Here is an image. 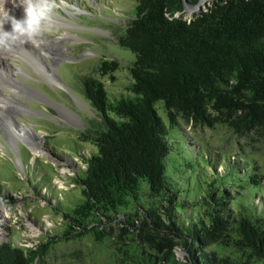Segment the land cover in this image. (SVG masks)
<instances>
[{"label":"trees","instance_id":"1","mask_svg":"<svg viewBox=\"0 0 264 264\" xmlns=\"http://www.w3.org/2000/svg\"><path fill=\"white\" fill-rule=\"evenodd\" d=\"M185 11L184 0H138L118 37L135 55L126 91L109 98L102 82L82 80L83 94L97 113L82 140L97 150L86 156L75 179L82 193L62 212L57 238L89 234L103 241L109 236L106 225L120 219L128 225L122 230L132 228L149 249L139 251L134 264H178L179 243L161 235L167 231L183 240L192 264H264V203L242 202L207 182L205 218L181 215L177 211L187 209V201L168 174V158L178 153L170 132L179 120L225 125L239 137L264 136V0H215L191 19ZM112 64L104 61L100 69L114 71ZM227 178L244 189L262 184L257 173ZM127 209L133 210L118 217ZM48 248L43 244L27 252L1 243L0 264H33ZM226 248L234 253L221 254Z\"/></svg>","mask_w":264,"mask_h":264},{"label":"rangeland","instance_id":"2","mask_svg":"<svg viewBox=\"0 0 264 264\" xmlns=\"http://www.w3.org/2000/svg\"><path fill=\"white\" fill-rule=\"evenodd\" d=\"M137 1L55 0L52 24L42 39L50 41L62 55L45 53L44 44L36 45L34 52L54 73L56 83L37 67L36 59H31L33 47L28 43L14 48L23 55L14 50L0 53L1 76L8 74L27 85L14 98L16 103L8 100L13 111L0 116L1 122L11 119L22 135L16 139L0 127V244L11 243L27 252L47 244L46 255L33 264H134L139 251H149L136 231L129 227L122 230L128 225L121 224L120 219L106 225L109 236L103 241L89 234L71 240L57 238L63 232L62 212L82 193L75 179L85 167L86 156L97 150L92 142L82 140V132L91 119L97 118L83 94L82 80H99L109 98L126 91L133 80L130 68L135 55L119 44L118 37L134 17ZM213 1L188 5L185 18L207 10ZM104 61L117 64L116 70L104 73L100 69ZM17 68H22V73ZM158 108L166 120L163 103ZM170 138L178 153L168 158V174L188 206L177 213L205 218L204 199L210 190L207 182L217 185L218 191L230 190L242 202L251 201L259 207L264 203L263 135L252 132L239 137L225 125L209 128L179 120ZM244 172L259 174L261 187L249 183L244 189L239 181L236 184L227 178L231 173L242 176ZM128 210L133 209L120 211L118 217L122 219ZM163 219L167 220L165 216ZM161 235L179 243L174 253L178 264H192L182 239L168 231ZM220 253L233 254L234 250L226 248ZM156 254L162 257V252Z\"/></svg>","mask_w":264,"mask_h":264},{"label":"clouds","instance_id":"3","mask_svg":"<svg viewBox=\"0 0 264 264\" xmlns=\"http://www.w3.org/2000/svg\"><path fill=\"white\" fill-rule=\"evenodd\" d=\"M7 0H0V53L14 50L18 44H45L43 32L50 27L53 20L55 0H15L16 7H23V18L17 19L6 10ZM11 25L10 31H5L4 25Z\"/></svg>","mask_w":264,"mask_h":264},{"label":"bare ground","instance_id":"4","mask_svg":"<svg viewBox=\"0 0 264 264\" xmlns=\"http://www.w3.org/2000/svg\"><path fill=\"white\" fill-rule=\"evenodd\" d=\"M14 2H15V0H7V2L5 4V8H6V10H9L10 15L15 16L17 19H22L23 18V15H24V13H23V7L22 6H20V7L14 6L13 5ZM17 4H18V0H17ZM4 29H5V31H10L11 30L10 24H5L4 25ZM28 44L31 45L30 47H33V49H32V55L33 56H30L29 55L31 57V59L32 60L36 59V62H35V60H34V62L37 65V67L38 68H41L45 72V74L47 73L48 78L52 82L56 83L57 82V79H55L56 76L54 75V73H51V70H48L42 64V61L40 60V58L38 57V55L34 52V47L36 45L39 46L41 44H32V43H28ZM23 46H24V44H18L16 46V49H19V48H21ZM44 46L46 47L44 49V52L47 53V54H49L52 51H54V54L55 55H60L61 52H62L58 48H55L50 41L47 42V43H45ZM15 52L23 55L21 52H18V51H15ZM17 69H20V72L23 71L22 68H17ZM25 85H23V83L21 81H18L17 79L13 78L12 76H9L8 74H6V76L5 75L4 76H1V74H0V116L3 113H5V112H12L13 111V108L11 106H8L9 105L8 104V100L11 101L10 103H12V102L13 103H16V101H15L16 99H14V98L20 96V94H21L20 93L21 92V87L24 88ZM10 88L12 89V91H11V94H8L7 91ZM0 119H1V117H0ZM0 127H5L7 129V131L9 132V134L12 135V137H14L16 139L17 138L19 139V137L22 136L21 133L18 131L17 127L15 126L14 122H12L11 119H7L4 122H1L0 121ZM4 208H6V207H4Z\"/></svg>","mask_w":264,"mask_h":264},{"label":"water","instance_id":"5","mask_svg":"<svg viewBox=\"0 0 264 264\" xmlns=\"http://www.w3.org/2000/svg\"><path fill=\"white\" fill-rule=\"evenodd\" d=\"M184 3H185V8H187L188 7V3H187V0H184Z\"/></svg>","mask_w":264,"mask_h":264}]
</instances>
